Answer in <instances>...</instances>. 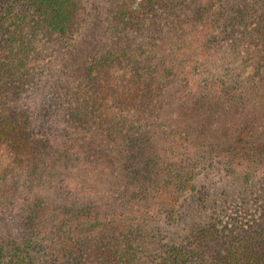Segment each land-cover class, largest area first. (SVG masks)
<instances>
[{"label":"trees","instance_id":"obj_1","mask_svg":"<svg viewBox=\"0 0 264 264\" xmlns=\"http://www.w3.org/2000/svg\"><path fill=\"white\" fill-rule=\"evenodd\" d=\"M115 1L120 34L122 28L138 32L146 21L160 32L182 8L197 12L201 6L200 0H141L129 9L125 0ZM216 1L206 11L220 38L211 35L209 47L220 46L226 61L219 70L205 69L201 80L219 86L212 104L185 98L183 75L176 60L167 65L166 51L146 61L143 43L135 54L131 42L119 41L82 64L69 97L49 95L34 111L29 95L37 89L44 53L52 43L65 45L76 30L79 2L0 0V223H10L0 236V264H264V119L254 110L264 104V0ZM188 90L195 99V89ZM106 96L123 107L120 113L107 110ZM135 107L141 110L132 112ZM166 111L191 124L179 139L190 141L193 152L180 147L184 160L170 163L163 178L157 163L142 160L153 152L156 121ZM250 126L255 130L248 132ZM83 132L92 136L89 142ZM115 139L125 141L133 160L124 167L132 201L98 203L80 190L75 169ZM236 167H247L241 187L220 186L224 177H212ZM198 170L204 179L194 176ZM253 172L257 180L250 181ZM211 180L218 194L208 190ZM180 192L185 196L178 204ZM154 196L163 198L161 207H154ZM218 200L222 204L215 205ZM210 205L217 207L203 219L183 224L186 213Z\"/></svg>","mask_w":264,"mask_h":264},{"label":"rangeland","instance_id":"obj_2","mask_svg":"<svg viewBox=\"0 0 264 264\" xmlns=\"http://www.w3.org/2000/svg\"><path fill=\"white\" fill-rule=\"evenodd\" d=\"M212 1L216 0H200L201 6L197 8V12H195L194 6L189 9L182 8L180 13H177L176 16H171L166 23L163 21L162 31L160 30V32L155 27L156 25H153L152 21H146L141 26L140 31L137 32L135 29L131 30L132 28H127L125 31L124 28H122L120 34V22L117 21L118 19L115 17V13L112 12L120 8V1L78 0L79 23L76 30L67 35L65 45H53L52 43L49 49L45 51V60L41 67L42 74L37 75L39 85L37 84L36 91L32 90L31 95H29L30 106L34 111L38 110L41 105L43 106L48 103L46 99L49 95L53 94L58 95L57 97H69L70 92L67 91L73 89L76 82L81 79L82 64L87 63L88 60L90 61L92 57L111 49L113 43L119 41L124 46H128L131 42V52L135 54L139 53L137 50L139 47L136 44H139V42L143 43L146 52L142 55V59L146 58V61H152L153 57H160L166 51L168 56L166 59L169 60L167 65L173 63V60H176V70L183 75L180 85L184 84L182 93L185 98L188 97L189 99H193L192 102H195L196 105L206 104L205 106H208L211 102H214L213 96H219L220 94L219 86L213 85L211 82H205V80L202 85L201 80L205 79L206 76L205 69L213 67L219 70L220 66H222V61H226V58L221 55L222 51L220 46H215V48L211 50L209 47L211 35H216L217 33L214 26L215 23L213 20L210 21L212 17H210L206 11ZM125 2L128 3V8L130 9L132 6L136 7L137 4H140L141 0H125ZM215 11L216 9L214 8L211 13L213 14ZM158 19L159 18H155L153 21L157 23ZM216 37L220 38V35L217 34ZM219 52L220 54H218ZM196 63H199L200 66H196ZM202 69L204 70L203 72ZM157 71L163 72L158 69ZM162 74H164V72ZM260 83H262L264 87V80ZM55 84L57 85L54 86ZM188 85L195 89V99L197 101L192 98L188 90ZM262 92L264 93V89H262ZM103 95H105V93ZM106 97H108V100L103 102L107 105V110L120 113L121 106L115 104L113 98L109 96ZM117 97L118 96H115V98ZM65 107L66 105H64V108ZM127 107L130 108V105L125 106V108ZM59 109L61 110H59L60 112L65 113L63 108ZM140 110L139 107H135L131 111L139 112ZM254 110H257L256 117L259 118V120H263V101L257 104ZM168 113L169 111H166V114L160 116L159 120L156 121V140L152 142L155 144L152 147L153 152L149 154L150 157H144L142 160L144 162L157 163L156 174L159 173L163 178L169 176L170 168H168V165H170V163L175 165L177 162L184 160L180 155L184 151L182 148L188 149V152L191 154L193 152L190 141L181 143L179 139L180 129L183 128L189 132L190 129L187 128L191 124H189V121L184 123L178 114ZM193 117H195L196 122L201 123L202 116L200 114L193 115ZM194 127H200V124L195 123ZM252 130H255V127L250 126L248 132H252ZM81 135L86 142H89L92 138L90 134L85 132L81 133ZM95 140L98 141L97 138ZM108 143V147L105 149L103 148L102 154H98L96 159L86 162L80 169H75L74 181L78 177L76 184L80 190L86 194L87 198L94 199L98 203H107L109 201L110 203L114 202L113 204L120 205L122 200L125 202L132 201V199H130L132 192H130V189L127 187L131 173L130 171H126L124 167L127 161L129 162V159L130 162L133 160L127 152L123 139H115L111 142L108 141ZM183 144H185V147L181 146ZM105 150L107 152H105ZM2 153L3 147H0V154ZM80 153L79 150V154ZM82 168L84 169L82 170ZM246 169L247 167L244 169L236 167L231 170L232 173L222 171L220 175L213 173L212 177H224V179L219 182V184L221 183L220 186L234 182L235 184H239L237 187H241L243 185H241V183L248 179L239 177V175H242L243 172L245 173ZM183 172L187 173L184 175L185 178H191V170L184 169ZM197 172L200 174H195ZM197 172H194V176L204 179L202 176L203 172H201V170ZM256 173L257 172H253L249 176V178H255L249 179L250 181L257 180V175L255 176ZM195 177L193 181H196ZM191 183L192 181L189 182V185H191ZM203 184H206V182ZM219 184L211 180L208 190L211 189L213 194H218ZM198 186L199 185H196L195 187L194 185L193 187L198 188ZM158 189L163 193H168V195L175 193V190L172 188L165 190L164 187L159 186ZM181 193L182 192L178 193L176 197L174 196L177 198L178 204L183 201L185 196L184 193ZM122 196L125 198H122ZM152 199L153 203H155L154 207H161L159 204L163 198L154 196ZM171 200L174 201L175 199L172 198ZM168 201L169 200H167V202ZM219 203L222 204L218 200L215 205ZM215 207L217 206L210 205L206 208L208 209L207 211L205 209L186 213L188 218L185 219L183 224L189 222L193 224L197 223L199 220L203 219L205 213H210ZM9 224L8 222L0 223V236L6 235ZM179 234L181 233L179 232ZM151 246L150 250H153L155 245Z\"/></svg>","mask_w":264,"mask_h":264}]
</instances>
